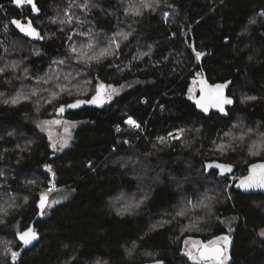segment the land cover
Listing matches in <instances>:
<instances>
[{
	"label": "trees",
	"instance_id": "16d2710c",
	"mask_svg": "<svg viewBox=\"0 0 264 264\" xmlns=\"http://www.w3.org/2000/svg\"><path fill=\"white\" fill-rule=\"evenodd\" d=\"M68 1L35 0L34 11L30 7L19 10L11 4L13 0H0L1 25L29 21L42 36L53 35L38 43V55L27 51L16 57L31 74L27 79L42 75L55 59L65 58L67 36L56 32L49 19L54 6ZM97 3L100 10L91 12L89 19L91 49L96 54L110 45L118 58L103 62L95 57L85 71L90 87L82 86V73L65 76L70 90L78 86L79 92L62 93L54 105L60 110L91 102L101 85H135L113 101L83 106L62 117L80 127L71 146L54 158L49 157L45 139L32 133L31 120L38 116L31 106L0 105L2 185L22 188L27 184L28 192L41 193L51 179L54 188L70 193L47 218L43 215L50 196L16 194L0 236L13 238L21 259L13 262L14 257L5 261L0 257V264H188L182 257L184 242H206L224 234L220 220L230 217L235 220L233 264H264V240L259 238L264 231V196L244 197L233 188L230 196L226 194L228 174L242 178L249 166L264 162H246L245 152L240 153L245 147L230 142L238 123L264 134V0H148V11L141 8L134 20L119 0ZM13 36L12 41L18 42ZM114 36L116 42L111 41ZM144 43L148 58L139 60L134 47ZM203 78L211 87H228L226 96L233 106L224 116L203 114L194 104L191 92L198 91ZM10 81L0 80V91L17 86ZM17 92L7 94L8 98L16 99ZM41 94L54 97L49 91ZM19 128L28 138L24 141L40 139L39 145L21 144V149ZM180 130L185 135L182 141L165 142V137ZM132 152L150 164L148 181L155 187L146 188L144 211L123 217L113 202L121 195L137 194L138 185L113 164L120 161V155ZM182 196L185 202L181 204ZM42 199L45 209L41 207L40 218ZM177 210L183 214L177 215ZM181 226L185 229L182 237ZM25 233L29 234L27 244L20 239Z\"/></svg>",
	"mask_w": 264,
	"mask_h": 264
},
{
	"label": "rangeland",
	"instance_id": "374dc122",
	"mask_svg": "<svg viewBox=\"0 0 264 264\" xmlns=\"http://www.w3.org/2000/svg\"><path fill=\"white\" fill-rule=\"evenodd\" d=\"M136 1L137 0H119V4L124 8L127 16L133 20L139 18L142 11H148V0H145L144 5L142 6H136L137 4H133ZM34 2L35 0H31L30 3L28 2V0H20V2L16 5L15 0H13V3L11 4L14 5V7L18 6L16 8H18L19 10L30 7L35 11ZM97 2L98 0H69L66 5H58L52 8V15L49 19V24L53 25L56 28V32L65 34L67 36L65 58L55 59L46 67V71L42 74L43 76H37V74H33L37 77H32V79H27L31 74L28 70L24 69V62L20 63L15 60L18 58L17 56H21L22 54H24V52L27 51H29V55H38L40 53L38 43L49 41L53 38V35L50 36L44 34L45 36H42L33 28L32 23H30L29 21L24 23L23 21L18 22L19 26L17 25V23L13 22H6L4 25H1L0 22V28L2 29L1 32L3 33L4 38L2 42L3 49L1 51L2 57L0 58V80H2V82H11L10 80L12 79L14 81V84H17L16 87H13V90L9 89L7 91H0V105H2L3 102L4 104L9 105L27 103L32 107V109L38 116L37 119L34 118L31 120V126L33 127L32 133L38 135L39 138L43 137L45 139L46 144L49 145L50 158L60 156L71 146L73 142V134L80 127H78V124L70 122L65 118L56 117L58 108L54 104L58 100V98L61 97V94H70L75 91L76 93L79 92V90H77L78 86H74V89L70 90L71 82L67 80L64 81V77H71L72 72L82 73V86L90 87L89 80L85 79V71L92 65V62L95 61V57L97 59H104L103 62H111L114 57H117L114 49L115 47L113 48V46L110 45L102 49L100 52H97L96 54H94L93 49H91L94 45L90 40L92 36V27H90L89 25V19L91 12L100 10ZM141 8L143 9L139 13V10ZM3 14H5V11L1 12V16ZM37 24L39 25V28L44 27L40 23ZM12 33L14 35L13 38H18L16 39L19 40L18 42L12 41ZM128 35L129 38L134 37L133 34L131 35L128 33ZM111 41L116 42V37H112ZM134 50L136 53L135 57L139 60H141L142 58H148V45L146 43L138 44L134 47ZM87 51L88 54L86 55ZM65 68H69V72H67ZM199 79H201V77H197V80ZM23 83L26 85V88H23L25 87L24 85L20 87V85ZM134 85L135 82L127 83L119 87L101 85L98 89L97 96L92 102V105L100 106L103 103L105 104L109 101H113L123 93L128 91L130 88H132ZM16 91H18L16 96L17 100L14 98H8V95H11V93L13 94V92L15 93ZM41 91L47 93L49 91L50 93L56 94L51 95L54 97L50 98L49 94L47 96H43L44 93L41 94ZM21 92H24V94ZM195 94L196 91L192 90V99L195 97ZM13 101H15V103ZM40 102H43V105L41 107L38 106ZM25 120L29 121L28 118H25ZM129 124L133 129H138L135 122ZM254 131H248V127L241 123H238L233 127V135L230 136V142L236 145L237 148L245 147L243 149H240V153L245 152L244 154L246 155V162L251 160H264V134L262 135L258 130L256 131L258 133ZM23 132L24 131H22L21 128L18 129V133H20V142H18V146L21 147V149L23 148L22 146H20L21 144L31 143L35 146L39 145L40 139L39 141L37 139L36 141L34 139H29L28 142L24 141L23 139L28 138H25ZM243 132H246V136L244 137L242 136ZM15 135H17V133H15ZM184 136L182 137V139L184 138ZM167 137H165V139ZM120 156V161H115L113 167L118 168L121 173H127L125 175H127L131 180L137 182L138 193L135 195H121L113 202V206L116 209V212H118V215L121 214L123 215V217L132 216L133 214L139 215L142 211H144L143 208L145 206L146 198L148 197L147 189L155 187L154 185L149 184L148 181L150 179H148L147 166L150 164L148 163L147 165L145 160L143 159V155L138 154L137 152H132L131 154ZM240 179L241 177L237 174H234L233 176L227 178V195H229L230 190ZM2 184L3 183L0 184V226H5L8 224V212L14 209L12 202L15 200L14 197L19 194H26L28 196H31L29 194L33 193L36 198H39L41 195L43 197L50 196L51 198L48 200V205L43 215L45 218L49 216L50 211L54 207L60 205L70 198V193L68 192V190H58L54 188V183L51 179L49 185L47 186L49 188L43 190L41 193L28 192L26 190L27 184H23L22 188H16L14 186H7L5 184ZM201 184L214 183L202 181ZM31 186H40V184H32ZM144 189H146L145 192L142 191ZM24 198L22 199V201L26 202L25 200L27 198ZM179 200L181 204L185 202L183 196L180 197ZM185 204L186 203H184V205ZM210 210L211 209L208 210L209 213ZM177 212L181 211L177 210ZM220 221H222V226L226 229V232L230 236H232L235 220L230 217ZM164 225L165 223L163 224V226ZM17 226L18 225L13 228H8L15 229L17 228ZM182 226H184V222ZM182 226L180 227L181 230L179 233L181 237L184 236L185 233L183 232L185 229H183ZM259 238L264 240V236H262L261 233L259 235ZM15 245L16 243L14 242L12 237H9L8 235L4 237L0 236V257L3 258L4 261L6 259L9 260L13 257V253H16ZM194 250L195 242L188 243L185 251L187 253H194ZM147 258L149 260H154L151 254H148Z\"/></svg>",
	"mask_w": 264,
	"mask_h": 264
},
{
	"label": "water",
	"instance_id": "95a60500",
	"mask_svg": "<svg viewBox=\"0 0 264 264\" xmlns=\"http://www.w3.org/2000/svg\"><path fill=\"white\" fill-rule=\"evenodd\" d=\"M15 4L17 5V2L15 0ZM18 7V6H16ZM229 85H231V82H229ZM215 87H211L205 78H203L202 80L198 81V94L199 96L197 98H195L194 104L196 105L197 109L206 115H209L210 113H215V114H219L221 116H224L225 114V110L226 109H231L233 106V103H225L223 105L218 106L214 97L216 96V92H215ZM228 87H224L222 89V96L224 99H227L226 93H227ZM95 98V97H94ZM94 98L91 100V102L85 103V102H81V103H77L74 106H69L67 108H62L60 110L57 111L56 113V117L60 118V117H65L68 113L73 112L75 110L80 109L83 106H92V102L94 100ZM198 102H200L198 104ZM221 107L223 108V111H221ZM206 109V110H205ZM253 165H264V162H258L255 164H252L251 166L248 167L247 169V173L244 177H242L233 187L234 191L237 194H240L241 196L244 197H251V196H264V188H260V187H253V188H245V187H241V182L244 181L247 177H249L250 175L253 174H258L262 171H264V169H260V168H255L253 169ZM208 169V168H207ZM229 177L232 176V172L230 174H228ZM224 176V175H221ZM45 197V196H44ZM47 198V197H46ZM44 199V198H43ZM43 199H42V204L40 206V214L39 217L41 218L42 212L43 210L41 209V207H43V209H45V203L43 204ZM214 248H220L221 247H214ZM206 248L203 247L202 250L200 251V253L202 251H204ZM223 250V249H222ZM211 254V253H210ZM200 257V255H199ZM21 259V255L17 254L14 258H13V262H17ZM202 261L208 262V261H212V260H203L200 259ZM157 264V263H156Z\"/></svg>",
	"mask_w": 264,
	"mask_h": 264
},
{
	"label": "snow or ice",
	"instance_id": "6c2138e0",
	"mask_svg": "<svg viewBox=\"0 0 264 264\" xmlns=\"http://www.w3.org/2000/svg\"><path fill=\"white\" fill-rule=\"evenodd\" d=\"M17 3L20 2V0H16ZM28 2L30 3L31 0H28ZM147 6V5H145ZM13 23H17L18 25V22L16 21H13ZM19 26V25H18ZM199 56V54H197ZM225 87V85H216L215 86V92H216V96L214 97L216 103L218 106L220 105H223L225 103H232L231 100H227V99H224L223 96H222V89ZM254 99V97L252 98ZM15 103V101H13ZM200 102H198L199 104ZM74 106V105H72ZM206 110V109H205ZM221 111H223V108L221 107ZM129 123H134V121H131L129 120L128 121ZM253 169L255 168H260V169H264V165H253L252 166ZM241 187H245V188H253V187H260V188H264V171L258 173V174H253V175H250L249 177H247L244 181L241 182ZM126 210V209H125ZM183 213L182 212H178L177 215H182ZM29 234L28 233H25L23 234L20 239L21 240H24V242L27 244L29 243V240L26 239V237L28 236ZM261 235L264 236V232H261ZM32 238H35V234L32 233ZM217 240H223L225 242V245L227 244L228 242V237L225 236V237H217L216 238ZM216 241H210L209 244L210 245H213L215 244ZM211 253V254H210ZM17 254L16 253H13V257H15ZM190 257H191V253H189ZM193 259H195V257H191ZM226 257H224V251L220 248H211V249H208L206 248L204 251H202L200 253V259H203V260H212V261H215V264H223V260L225 259ZM157 264H161V262H157Z\"/></svg>",
	"mask_w": 264,
	"mask_h": 264
},
{
	"label": "flooded vegetation",
	"instance_id": "af4514ba",
	"mask_svg": "<svg viewBox=\"0 0 264 264\" xmlns=\"http://www.w3.org/2000/svg\"><path fill=\"white\" fill-rule=\"evenodd\" d=\"M198 96L199 94L197 91L194 98H197ZM225 236L229 238L226 245L223 240L216 239L217 237H225ZM217 237L210 240V241H216V243L213 245L209 244L210 241L201 242L199 240H186L183 244L182 257L187 261L188 264H215V261L205 262V261L200 260V257H199L200 251L202 250L203 247L208 248V249H211L214 247H221L224 251V257H226L223 260V264H233V261L231 258V252H232V247H233L232 236H230L227 232H225L224 234H220ZM192 242H195V250H194V253H191V257H195V259L191 258L189 253L185 251L188 243H192Z\"/></svg>",
	"mask_w": 264,
	"mask_h": 264
},
{
	"label": "built area",
	"instance_id": "2783aa9c",
	"mask_svg": "<svg viewBox=\"0 0 264 264\" xmlns=\"http://www.w3.org/2000/svg\"><path fill=\"white\" fill-rule=\"evenodd\" d=\"M183 136H184V131L180 130L178 132H175V133L169 135L165 140L166 141H180ZM157 142H159V141H157Z\"/></svg>",
	"mask_w": 264,
	"mask_h": 264
}]
</instances>
